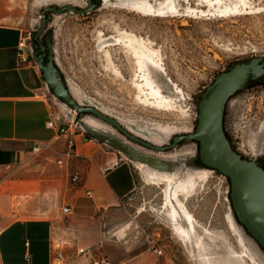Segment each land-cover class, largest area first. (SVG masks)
<instances>
[{"label": "rangeland", "instance_id": "1", "mask_svg": "<svg viewBox=\"0 0 264 264\" xmlns=\"http://www.w3.org/2000/svg\"><path fill=\"white\" fill-rule=\"evenodd\" d=\"M165 1L144 0L158 13L167 14L161 6ZM175 3L177 12L163 18L138 13L130 0H102L88 15L53 13L39 35L45 44L46 35L53 34L55 63L79 104L94 106L134 135L159 146L195 131L201 95L218 74L234 63L264 58V0ZM69 5L85 9L88 0H0V24L22 28L34 37L41 28L43 9ZM123 32L160 51L164 73L153 71V76L164 95L174 100L173 109L144 101L136 86V57L126 51ZM38 50L36 46L34 51ZM58 101L61 112L74 116L78 133H84L87 141L93 137L90 144L116 149L139 173L131 209L148 212L137 218L139 224L132 227L130 238H147L152 252L151 242L157 243L176 264H264V251L235 221L228 180L198 164L196 143L155 152L93 115L77 114ZM224 117L234 149L264 166V86L233 97ZM167 192H178L192 216L195 233L191 240L176 234L165 208ZM174 202L182 212V206ZM182 224L188 228L185 220Z\"/></svg>", "mask_w": 264, "mask_h": 264}, {"label": "crops", "instance_id": "2", "mask_svg": "<svg viewBox=\"0 0 264 264\" xmlns=\"http://www.w3.org/2000/svg\"><path fill=\"white\" fill-rule=\"evenodd\" d=\"M22 31L0 24L3 233L15 223H49V243L64 252L61 264H90L89 254H77V250L93 247L112 264H176L171 258L152 252L147 238L129 237L132 227L139 224L137 218L148 211L131 209L141 177L119 151L93 146L81 135L76 144L77 156L70 165L61 169L56 164V154L63 150L64 141L47 128V123L53 113H63L61 104L58 98L40 91L45 82L36 64H20L17 46ZM69 118L74 120L71 112ZM40 143L49 144L52 150L47 156L36 158L33 148ZM69 171L82 175V188L70 184ZM85 190L92 191V198L85 196ZM67 205L73 212L65 215L62 209ZM49 259V264H55L50 245ZM0 264H4L1 247Z\"/></svg>", "mask_w": 264, "mask_h": 264}, {"label": "water", "instance_id": "3", "mask_svg": "<svg viewBox=\"0 0 264 264\" xmlns=\"http://www.w3.org/2000/svg\"><path fill=\"white\" fill-rule=\"evenodd\" d=\"M101 4L102 0H97ZM96 9L93 0L88 7L51 6L41 11V28L36 37L43 33L52 14L73 12L79 15L91 14ZM53 34L48 33L45 44L38 42L39 50L33 53L44 82L53 95L62 100L77 114H91L111 125L128 140L155 152H167L182 143L199 144V157L206 168L218 170L230 181V192L235 221L250 235L264 251V166L256 160H249L237 152L224 131L225 109L231 98L256 81H264V58H252L248 63L234 65L222 73L201 95L198 104V121L194 132L173 137L166 146L155 145L134 135L119 121L99 111L94 106L79 104L71 94L66 81L55 63Z\"/></svg>", "mask_w": 264, "mask_h": 264}, {"label": "bare ground", "instance_id": "4", "mask_svg": "<svg viewBox=\"0 0 264 264\" xmlns=\"http://www.w3.org/2000/svg\"><path fill=\"white\" fill-rule=\"evenodd\" d=\"M130 1L134 6L135 11L143 15L150 16L155 14L157 17L164 18L177 12L175 0H166L161 4L162 8L167 10L164 12L167 14H162L161 12L158 13L152 4L146 3L144 0ZM121 39L123 40L124 47L127 49L126 51L132 52L136 57L137 69L139 72L136 86L140 94L144 96V101H152L154 106L163 107L166 110L173 109L175 105L174 100L164 95L160 86L155 82L153 76V71L164 73V67L160 59V51L153 50L151 47L146 45V42L142 38H139L129 32H123ZM179 196L178 192H175L174 194L167 192L165 208L168 211V217L172 222H174V229L178 237L184 240H191L192 233H195V226L192 216L187 211L185 205L180 201ZM174 200L182 206V212L175 205ZM182 220H185L188 224V228L184 227Z\"/></svg>", "mask_w": 264, "mask_h": 264}, {"label": "built area", "instance_id": "5", "mask_svg": "<svg viewBox=\"0 0 264 264\" xmlns=\"http://www.w3.org/2000/svg\"><path fill=\"white\" fill-rule=\"evenodd\" d=\"M33 34L28 31H23L21 33L19 43L17 46V53L19 62L21 65H31L35 64L33 59V53L35 52L36 45L32 42ZM40 91L43 94L51 95L53 98L57 99L50 88L45 83ZM70 112L68 113H53L50 117V120L47 123V128L56 132L58 137H61L64 141V148L61 153L56 154V164L61 167V169H66L68 164L70 165L71 161L77 156L76 144L79 136H84V133H78V123L76 120H71ZM81 129V128H80ZM83 130V129H82ZM84 132V131H82ZM93 139V137H92ZM88 140V142H93V140ZM52 147L47 143H40L33 148V154L36 158L45 157L51 153ZM70 184L75 188L83 187L82 175L80 173H70L67 172ZM84 194L87 198H92L93 193L90 190H85ZM73 212L71 206L67 205L62 209V213L65 215L71 214ZM3 234V228L0 224V236ZM153 252L159 256L164 255V250L162 247L158 246L157 243L151 242ZM28 247L29 244L26 243ZM50 254L53 258V261H61L64 257V252L61 247H54L53 244H50ZM77 254H89L91 257L90 264H112V261L103 255L96 253L95 247L90 249H78Z\"/></svg>", "mask_w": 264, "mask_h": 264}, {"label": "trees", "instance_id": "6", "mask_svg": "<svg viewBox=\"0 0 264 264\" xmlns=\"http://www.w3.org/2000/svg\"><path fill=\"white\" fill-rule=\"evenodd\" d=\"M32 42L39 47V37H32ZM45 43V42H44ZM199 112V111H198ZM87 115V114H80ZM198 121V120H197ZM196 143V142H193ZM199 147V144L196 143ZM199 153V149H198ZM199 156V155H198ZM222 175L218 170L208 168ZM224 176V175H222ZM225 177V176H224ZM230 185V181L225 177ZM228 199L234 218L231 192ZM50 224L47 222L15 223L0 236V247L4 264H49ZM29 247H26V243Z\"/></svg>", "mask_w": 264, "mask_h": 264}, {"label": "flooded vegetation", "instance_id": "7", "mask_svg": "<svg viewBox=\"0 0 264 264\" xmlns=\"http://www.w3.org/2000/svg\"><path fill=\"white\" fill-rule=\"evenodd\" d=\"M93 3L96 5V9H97V8H98V5H99V3L97 2V0H93ZM96 9H95V10H96ZM251 59H252V58H251ZM251 59H249V60H247V61H241V62L234 63V64L231 65V67H229L228 69H226V71H224V72H222V73H225V72L229 71V70H230L234 65H236V64L248 63ZM222 73L218 74V75L215 77L214 81H213L209 86H211V85L215 82V80L217 79V77L220 76ZM209 86H208V87H209ZM263 86H264V81H256V82L253 83L252 85L248 86L246 89L237 92L233 97H235L236 95H239V93H242L243 91H246V90L252 89V88H254V87H263ZM208 87H207V88H208ZM233 97H232V98H233ZM232 98H231V99H232ZM230 101H231V100H230ZM230 101H229V102H230ZM229 102H228V103H229ZM225 111H226V109H225ZM196 127H197V126H196ZM195 129H196V128H195ZM224 131H225V133H226V130H225V117H224ZM226 136H227V138L229 139L227 133H226ZM229 141H230V139H229ZM230 142H231V141H230ZM231 144H232V143H231ZM232 146H233V145H232ZM233 148H234V147H233ZM198 158H199V162H198V164L201 165V166H203V167H206L205 165L202 164V161H201V159H200L199 156H198Z\"/></svg>", "mask_w": 264, "mask_h": 264}]
</instances>
